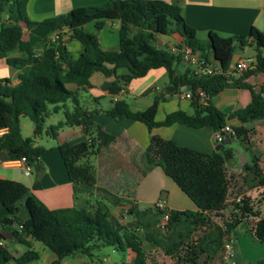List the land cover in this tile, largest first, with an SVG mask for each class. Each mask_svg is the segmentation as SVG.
I'll return each mask as SVG.
<instances>
[{"label":"trees","instance_id":"1","mask_svg":"<svg viewBox=\"0 0 264 264\" xmlns=\"http://www.w3.org/2000/svg\"><path fill=\"white\" fill-rule=\"evenodd\" d=\"M27 2L0 0V59L21 70L15 85H11L8 78H0V151H5L9 159L25 156L31 165H37L43 147L34 145L36 137L43 132L56 137L63 125H83L89 139L75 144L65 141L58 146L75 194L90 193L95 189L92 166L83 163L82 159L96 154L114 140V136L99 124L91 125L92 116L100 110L84 109L79 99L78 90L91 86L90 77L94 72L111 76L117 69L125 68L127 73L120 75L119 83L109 88L110 93H115L132 79L143 77L152 69L164 68L169 78L167 92H179L182 87L190 85L193 95L197 90H203L207 95L205 106L191 101L195 109L193 114L176 110L161 121L155 120L160 97L139 111L131 110L124 100L115 101L110 109L103 111L114 119L124 116L141 122L149 131L178 123L193 128L209 127L215 132L232 118L264 121V89L257 90L244 81L252 74L264 73V56L259 51L264 48V34L259 30L251 28L247 36L228 38L209 32L208 38L201 40L195 29L186 23L181 7L163 0H111L99 6L74 8L66 14L35 22L27 17ZM106 19L118 21L119 38L114 50L103 49L98 42V32ZM21 23L27 27L48 25L50 34L43 38L40 46H33L23 40ZM90 23L94 25V32L86 28ZM173 33L181 38L176 48L188 45L205 59L211 53L223 70L231 63L233 42L237 40L247 44L249 40L257 51L256 62L239 78L223 74L202 77L188 68L178 74L175 68L180 56L168 47L156 45L158 35ZM54 34L58 39L53 42ZM65 36L79 41L81 50L77 56H73L64 45ZM68 84H75L77 90L69 89ZM228 85L247 90L250 98L245 106L227 114L213 106L210 99ZM67 101H70L72 110L64 111L65 120L45 129V119ZM24 116L33 124L31 137L24 138L21 134L20 119ZM232 128L235 137L229 134L231 142L234 139L246 141L245 135L253 130L245 126ZM230 144L204 153L180 146L172 139L150 136L144 153L145 162L159 167L197 207L196 210H170L165 233L156 227L157 214L153 207L140 209L132 206L121 216H115L105 202L97 200L95 208L90 210L89 200L83 199L78 207L49 209L26 185L7 178H0V204L9 216L2 218L0 224L11 227L13 238L20 243H27L24 237L29 236L46 246L55 254V259L49 264H61L65 257L78 253L92 259L95 251L104 246L133 253L130 262L121 264H147L144 242L163 250L173 259V264H207V257L202 258L209 242L205 237L206 229L213 225L215 218L225 216L228 166L236 158V150ZM243 148L245 151L248 149L247 145ZM241 169L253 170L257 165L246 163ZM256 175L261 176L259 173ZM260 185L264 187V178ZM21 207L26 211L24 219L19 215ZM125 213L131 220L122 221ZM249 216L254 217L253 221L247 222L249 230L264 243V215L254 211L252 198L245 194L233 202L228 219L222 220L223 227L218 228L219 239L223 242L224 233L235 235L236 228ZM130 221L134 223L131 227L127 224ZM12 225H17L18 229ZM197 229L202 230L203 235L194 238L192 231ZM37 255L28 248L15 257L4 244L0 245V264L10 261L26 264ZM245 264H264V258Z\"/></svg>","mask_w":264,"mask_h":264},{"label":"crops","instance_id":"2","mask_svg":"<svg viewBox=\"0 0 264 264\" xmlns=\"http://www.w3.org/2000/svg\"><path fill=\"white\" fill-rule=\"evenodd\" d=\"M109 1L111 0H28L26 13L31 21L40 22L47 18L66 14L74 8L99 6ZM163 1L181 7L186 23L195 29L196 36L201 40H206L209 32H215L223 38L247 36L251 28H255L264 34V0ZM21 26L23 40L36 47L40 46L43 38L50 34V26L48 25L27 27L21 23ZM86 28L90 32L95 31L92 23L88 24ZM169 35H158L156 45L171 48L180 43L181 38L178 34ZM118 38V21L106 19L105 24L98 32L100 46L106 50H114L117 48ZM159 40L162 44L157 43ZM249 44L254 45L249 40L247 44H241L237 40L233 42L231 63L236 62L241 57L248 56L244 53V47ZM64 45L73 56H77L81 50L79 41L71 39L69 36L64 37ZM209 58L213 59L211 53ZM175 69L178 74L187 70L182 62H179ZM20 72V69L11 67L0 59V78H8L10 84L15 85L19 81L18 74ZM126 73L125 68L117 69L116 74L111 76L94 72L90 77L91 86L78 90L79 99L84 109L88 111L100 110L99 113L92 116L93 123L99 124L105 132L114 136V140L109 145L102 147L96 154L90 155V165L96 178V189L92 195L96 196L100 192V195H104L105 198L112 199L113 207H108L115 216H119L122 210H127L132 206H138L140 209L152 207L159 198L166 202L170 210H196L197 207L193 201L171 178L166 176L159 167L148 165L145 162L144 153L151 135L172 139L180 146L210 153L215 150L217 145L214 141V130L209 127L193 128L175 123L170 126L155 127L149 131L141 122L129 120L124 116L114 119L106 115L103 111L110 109L115 101L124 100L131 110L139 111L151 105L156 97H160L155 114L156 121L163 120L168 113L176 110H182L188 114L195 112L191 101L183 96V90L173 93L167 92L166 87L169 78L164 68L152 69L145 76L132 79L125 88L110 93L109 88L119 83L118 77ZM244 81L255 86L257 90L264 89V73L252 74ZM67 87L77 90L75 84H68ZM249 98L250 95L247 90L240 89L236 85H228L212 97L210 103L228 114L245 106ZM60 107L57 112L51 113L45 119V129L59 121H64V111L70 112L72 110V105H68L67 102ZM60 112H62V117L59 118L57 115ZM247 121L249 119L232 118L227 123L232 127L245 126ZM20 125L21 134L25 138L27 136L23 135L22 126L27 127V124L23 122V119H20ZM29 131L32 135L33 124ZM44 137L51 138L52 141L46 140L47 145L43 146L37 165H34L35 179H26L19 174L3 170H0V178L23 183L49 209L78 207L83 199L88 198L73 192L72 183L67 175L58 146L65 141L75 144L89 139L84 132V126L81 124L63 125L57 131L56 137L43 132L39 137H36L34 145L41 146L39 141H43ZM241 151L245 153L246 158L247 152L249 153L251 164L258 159V163L264 164L262 157L256 154L255 149L236 150V158ZM8 159L6 152L0 151V167H4L3 162ZM246 163L250 164L248 158ZM105 198L98 200L105 202ZM7 216H9L8 212L0 204V220ZM25 217L21 218L24 219ZM12 228L18 229V226L12 225ZM2 236H8V238L2 239ZM0 239L6 248L10 243L14 253L10 252L8 248L7 250L15 257L24 253L28 248L34 250L38 255L30 264H49L55 259V254L40 244L41 242L25 236L24 240L27 243H20L13 238L11 227H3L2 224H0ZM133 257V253L127 251V257L124 261L130 262ZM89 260L86 256L78 253L65 257L61 264H91Z\"/></svg>","mask_w":264,"mask_h":264},{"label":"rangeland","instance_id":"3","mask_svg":"<svg viewBox=\"0 0 264 264\" xmlns=\"http://www.w3.org/2000/svg\"><path fill=\"white\" fill-rule=\"evenodd\" d=\"M170 36V35H169ZM173 37V35H171ZM170 37V38H171ZM158 44H162L159 40ZM245 54L248 56H255L257 51L254 45H247L244 47ZM261 55L264 56V48L259 49ZM6 66V65H5ZM67 104L71 106L70 101H67ZM51 106V105H50ZM49 106V107H50ZM59 118L62 117V112L57 115ZM23 122L27 124L26 126H22V133L24 136L31 137V133L29 128L32 127L31 120L27 117H21ZM47 121V120H46ZM46 123V122H45ZM247 128H252L251 132H248L245 135V140H233L231 142V147L235 150H243V146L247 145L248 149L256 150V154L259 157H262V161H264L263 152H264V121L259 119H249L245 124ZM46 140L52 141L51 138H45L43 141H39V145L46 146ZM263 151V152H262ZM242 152V151H241ZM262 152V153H261ZM248 162L251 164V158L249 153L247 152ZM90 155L86 158L82 159V162L90 164ZM259 159L255 161L257 165V169L253 170H242L241 168H237L235 165L238 162V158L234 159V162L230 163L228 166V200L224 210V218H215L213 225L209 229H206L205 237L209 240L208 247L206 246V252L203 254L202 258H206L207 264H227L223 259V252L221 247L222 240L219 239V227H223L222 220L228 219V215L233 208V202L242 194L248 195L252 198V202L254 204V211L259 215H264V187L260 185V181L264 178V164L258 163ZM236 163V164H235ZM0 170L7 171L9 173H16L26 179H35V168L32 165V171L29 175H25L19 168H5L0 167ZM94 173V170H93ZM256 173H259L261 176H257ZM95 177V173H94ZM96 179V178H95ZM96 183V182H95ZM96 189V187H95ZM93 189L90 193H79L88 198L90 202V210L95 208L96 200L105 198L104 195H100L101 193H97L96 196H93ZM188 198V197H187ZM105 202L107 206L113 207L112 199L105 198ZM190 200V199H189ZM22 204V201L20 202ZM122 210V209H121ZM126 210H122L119 214L121 216L122 212ZM19 215L21 217L26 216V211L21 207L19 211ZM122 221L131 220L129 216L121 217ZM254 217L249 216L248 218H244L243 222L239 224L236 228L235 235H233L234 244V261L236 264H245L246 262L254 263L257 260L264 258V243L258 241L249 230V226L247 222L253 221ZM192 235L194 238L198 236H202V230H193ZM42 244V243H40ZM10 252H13V247L8 243L7 246ZM143 249L146 255L147 264H173V259L165 255L163 250L160 248L153 246L147 242L143 243ZM127 257V251L123 252L118 249H115L111 246H104L99 250L95 251V255L92 259H90L91 264H121ZM89 259V258H88ZM7 264H16L13 261L8 262ZM27 264H30L27 263ZM40 264V263H35Z\"/></svg>","mask_w":264,"mask_h":264},{"label":"built area","instance_id":"4","mask_svg":"<svg viewBox=\"0 0 264 264\" xmlns=\"http://www.w3.org/2000/svg\"><path fill=\"white\" fill-rule=\"evenodd\" d=\"M57 39V34H54L51 38L53 42ZM170 51L178 54L180 56L179 62H182L186 68L191 70L192 73L202 77L223 74L239 78L245 70L253 66V64H255L256 62L255 56L241 57L236 62L230 63L226 70H223L221 65L217 61L211 58L205 59L201 56L198 50H194L188 45L182 44L179 48L171 47ZM182 94L189 101H198V103L202 106H205L207 104L208 97L203 90H197L195 95H193L191 91H182ZM0 133H2V130H0ZM229 134L234 135L233 128L228 123H225L221 130H217L214 132L215 143H223L226 139V136L229 137ZM3 166L19 168L25 175H29L32 171V165L27 161L25 156H21L15 159H8L3 162ZM152 207L157 214L156 227L160 232L165 233L167 230V222L169 219L170 209L167 207L166 202L162 198L157 199L153 203ZM125 216H127L126 213L123 215V217ZM139 232H141V229H139ZM2 244L3 241L0 240V245ZM233 244V235L224 233L222 242V254L223 259L227 264H236L234 261Z\"/></svg>","mask_w":264,"mask_h":264},{"label":"water","instance_id":"5","mask_svg":"<svg viewBox=\"0 0 264 264\" xmlns=\"http://www.w3.org/2000/svg\"><path fill=\"white\" fill-rule=\"evenodd\" d=\"M181 90H183V91H191L192 88H191L190 85H187V86L182 87ZM91 125H92V127H95L96 124H95V123H92ZM230 143H231V138L228 137V136H226V139L224 140L223 143L217 144V145L215 146V150H219V148H220L221 146H223V145H229ZM237 158H238V162H237V164H236V167H237V168H242V167L246 164V159H247V158H246L245 153H244V152H240V153L237 155ZM141 209H142V208H141ZM127 224H128L129 227H131V226H133L134 223H133L132 221H130V222H128ZM15 226H17V225H15ZM1 238H2V239H6V238H8V236H2Z\"/></svg>","mask_w":264,"mask_h":264}]
</instances>
